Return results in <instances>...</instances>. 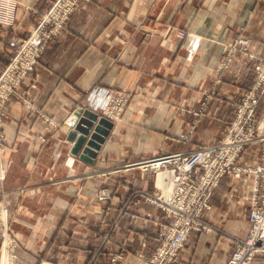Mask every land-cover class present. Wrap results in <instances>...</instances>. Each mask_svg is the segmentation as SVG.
<instances>
[{
  "label": "crops",
  "instance_id": "crops-1",
  "mask_svg": "<svg viewBox=\"0 0 264 264\" xmlns=\"http://www.w3.org/2000/svg\"><path fill=\"white\" fill-rule=\"evenodd\" d=\"M54 1H4L14 22L0 26V54L9 59ZM240 37L247 51L227 59ZM259 56L264 0L81 1L0 121V203L10 201L19 262L150 264L170 217L137 191L153 190L154 175L124 164L217 141L256 81ZM111 89L132 96L121 122L104 113ZM78 108L113 122L96 158L86 154L92 162L67 138ZM259 160V144L244 151V163ZM254 180L221 179L203 215L216 228L195 226L176 264H226L248 232Z\"/></svg>",
  "mask_w": 264,
  "mask_h": 264
},
{
  "label": "built area",
  "instance_id": "built-area-1",
  "mask_svg": "<svg viewBox=\"0 0 264 264\" xmlns=\"http://www.w3.org/2000/svg\"><path fill=\"white\" fill-rule=\"evenodd\" d=\"M79 1L56 0L44 13L39 26L34 27L30 36L20 44L16 56L0 78V121L5 99L14 90V86H7V82H16L17 87L23 77L34 68L43 49L42 38H49L63 29L65 20ZM3 12V18H8L7 12ZM248 44L247 38H239L231 45L229 58L238 47L246 51ZM255 68L258 72L256 83L237 107L233 119L227 125L226 133L217 144L187 153L176 152L146 158L126 165L139 167L154 175L155 190H141L139 193L170 217L169 223L162 225L161 241L149 259L150 264H175L179 250L187 242L191 230L195 226L207 229L212 227L203 214L211 210V197L221 178L226 174L240 177L246 172L255 175L251 225L247 236L238 241L226 264H251L258 254L264 253V114L263 118L258 117L257 109L260 98L264 95V59L258 60ZM115 96L117 95L113 92L107 94L110 106ZM108 109V116L112 118L116 111L111 107ZM255 142L263 146L262 161L254 166L237 163L242 151ZM3 177L1 172V178ZM106 196L108 197L107 192L101 194V198ZM9 204V200L0 203L2 264H28L19 262L18 242L8 220ZM119 257L121 255L115 256L113 260Z\"/></svg>",
  "mask_w": 264,
  "mask_h": 264
},
{
  "label": "rangeland",
  "instance_id": "rangeland-1",
  "mask_svg": "<svg viewBox=\"0 0 264 264\" xmlns=\"http://www.w3.org/2000/svg\"><path fill=\"white\" fill-rule=\"evenodd\" d=\"M4 1H6V0H0V26H2V24H5V25H10V26H12L13 25V22H14V19H13V14H11V12H10V14L8 15V18H3L4 17V12L2 13V11H6L5 9H4V7H3V3H4ZM81 1H83V0H80L79 2H78V4H77V6L75 7V9H73V11L68 15V17H67V19L65 20V25H64V28L63 29H60L57 33H55L54 35H52V36H50L49 38H47V37H44V38H42L43 39V49H42V51H41V53H40V55H39V58H38V61H37V63L35 64V66H34V68L32 69V70H30L24 77H23V79L20 81V83L18 84V86L16 87V82L14 83V84H12V82L11 81H8L7 83V86H9V85H13L14 86V90L12 91V92H10L9 94H8V96L6 97V99H5V103H4V105H3V109H2V117H3V113H4V109H5V106H6V104L8 103V101H9V99H10V97H11V95L12 94H15L16 93V90H17V88L19 87V85L23 82V80L26 78V76L31 72V71H33L34 69H35V67H36V65L38 64V62L40 61V58L42 57V55H43V53L45 52V50H46V48H47V45L49 44V42L51 41V40H53L56 36H58L63 30H66L67 28H68V26H69V21H70V18H71V16H72V14H73V12L77 9V7L79 6V4H80V2ZM56 2V0L53 2V4ZM53 4L47 9V10H45V11H43L40 15H39V17H38V20H37V22H36V24H35V26L34 27H38L39 26V24L41 23V20L43 19V15H44V13L46 12V11H48L52 6H53ZM7 12V11H6ZM6 19H8V20H6ZM52 25H54V24H52ZM33 27V28H34ZM33 28L30 30V32L27 34V36H25L20 42H19V44H18V46H17V49H15V51L13 52V54H11V56L9 57V59H8V57L6 58L5 57V52L3 53V54H0V78L2 77V75L7 71V69H8V67L10 66V64H11V62H12V60H13V58L16 56V54H17V52H18V50H19V47H20V44L24 41V40H26L29 36H30V34H31V31L33 30ZM49 29H54V28H51V27H48ZM241 38V37H240ZM237 41V40H236ZM235 41V42H236ZM230 51V50H229ZM247 51V50H246ZM232 56V55H231ZM231 56H230V58H231ZM228 57H229V52H228ZM230 58H227V59H230ZM256 59H257V61H256V63L258 62V60H260V59H264V56H259V57H256ZM8 60V61H7ZM256 63H255V65H256ZM255 65H254V67H255ZM255 70H256V68H255ZM256 72H257V70H256ZM13 73H16V72H13ZM258 73V72H257ZM256 80H257V78H256ZM2 83H5V82H2ZM255 83H256V81H255ZM255 83H254V85H255ZM254 85L249 89V90H247L246 92H245V94H244V96L242 97V99H241V101L240 102H238V104H237V106H236V109H235V112H236V110H237V107L240 105V104H242V102H243V100H244V98H245V96H246V94H247V92H249L253 87H254ZM114 93V94H116L117 96H115V98H114V101H112V103H111V106L109 105V100L107 99V94L108 93ZM131 99H132V96H131V94H130V92H126V91H124V90H118V89H111V90H108L105 94H104V96H103V100L105 101V111H104V113L106 114V115H108L109 114V107H111V108H113V109H115V111L116 112H114V114H113V116H112V120H116V121H118V122H121L122 120H123V112H124V109L130 104V102H131ZM262 110H261V109ZM257 109H258V117L259 116H261V118H263L262 116H263V114H264V95H262V97L260 98V101H259V104H258V106H257ZM235 112H234V115H235ZM234 117V116H233ZM233 117L230 119V120H232L233 119ZM230 120H229V122H230ZM228 122V123H229ZM228 123H227V125H228ZM226 130H227V126H226ZM226 130L224 131V134L226 133ZM224 134L217 140V141H215L214 143H212V144H206V145H190V146H187V148L185 149V150H181V151H178V152H184V153H187V152H191V151H193V150H196V149H198V148H200V147H205V146H209V145H215V144H217L222 138H223V136H224ZM190 133H187V134H183L182 136H180V139H185V140H187V139H189V137H190ZM253 144H259L260 145V160L256 163V164H258V163H260L261 161H262V156H263V146H262V144L261 143H259V142H255V143H252V144H250V145H248L243 151H242V153L240 154V156H239V158H238V160H237V163H239V164H241V165H244V166H246V165H249V166H254V165H256V164H251V163H244L243 162V155H244V151L249 147V146H251V145H253ZM173 153H176V152H173ZM168 154H170V153H168ZM162 155H165V154H162ZM158 156H160V155H158ZM153 157H155V156H153ZM143 159H146V158H143ZM140 160H142V159H140ZM136 161H138V160H136ZM132 162H135V161H131V162H127L126 164H124L125 166L127 165V164H129V163H132ZM122 167H124V166H122ZM245 174H251V175H253L254 176V179H255V175L253 174V173H243L240 177H236V176H234L233 174H226V175H232V176H234L235 178H242L243 177V175H245ZM153 175V174H152ZM225 176V175H224ZM223 176V177H224ZM222 177V178H223ZM221 178V179H222ZM221 181V180H220ZM220 183V182H219ZM219 185V184H218ZM254 185H255V180H254ZM218 187V186H217ZM216 187V188H217ZM216 188H215V190H216ZM141 190H144V189H139V190H137L138 191V193H139V191H141ZM155 190V188L153 189V190H147V191H154ZM214 190V191H215ZM103 192H105V191H103ZM102 192V193H103ZM107 192V191H106ZM108 193V192H107ZM140 194V193H139ZM213 194H214V192H213ZM213 194H212V196H213ZM253 194H254V187H253ZM253 194H252V198H251V210H250V214H251V211H252V207H253V203H252V200H253ZM104 198H106V199H108V198H110V195L108 194V197L106 196V197H104ZM211 199H212V197H211ZM212 205V204H211ZM210 211V210H209ZM206 212V211H205ZM204 212V213H205ZM250 214H249V222H250ZM204 215V214H203ZM170 221V220H169ZM169 221L168 222H166V223H164V224H168L169 223ZM208 222V221H207ZM209 223V222H208ZM212 227L210 228V229H207V228H204V229H207V230H212V229H215L216 228V226H214V225H212V224H210ZM250 225H251V222H250ZM201 228H203V227H201ZM249 228H250V226H249ZM11 230H12V228H11ZM248 231H249V229H248ZM13 233V232H12ZM191 233V232H190ZM161 234V233H160ZM247 234H248V232H247ZM247 234H246V236H247ZM245 236V237H246ZM189 237H190V235H189ZM245 237H243V238H245ZM243 238H236V240H235V244H236V246H235V248L232 250V252H231V254L233 253V251L236 249V247H237V244H238V241L240 240V239H243ZM188 240H189V238H188ZM188 240H187V242H188ZM160 241H161V239H160V237H159V243H160ZM187 242L184 244V246L187 244ZM158 246V245H157ZM183 246V247H184ZM182 247V248H183ZM181 248V249H182ZM180 249V250H181ZM180 250H179V252H180ZM231 254H230V256H229V258L231 257ZM260 254H264V253H260ZM260 254H258V255H260ZM257 255V256H258ZM18 257H19V255H18ZM229 258H228V260H229ZM178 259H179V257H178ZM227 260V261H228ZM177 262H178V260H177ZM176 262V263H177ZM150 263V262H149ZM175 263V264H176ZM227 263V262H226Z\"/></svg>",
  "mask_w": 264,
  "mask_h": 264
},
{
  "label": "water",
  "instance_id": "water-1",
  "mask_svg": "<svg viewBox=\"0 0 264 264\" xmlns=\"http://www.w3.org/2000/svg\"><path fill=\"white\" fill-rule=\"evenodd\" d=\"M67 138L73 143V152L92 162L101 150L113 122L90 109L78 108L67 120ZM86 154L91 158H86Z\"/></svg>",
  "mask_w": 264,
  "mask_h": 264
}]
</instances>
